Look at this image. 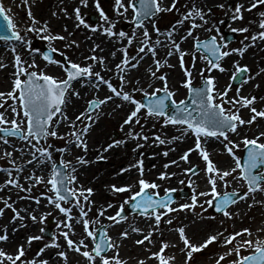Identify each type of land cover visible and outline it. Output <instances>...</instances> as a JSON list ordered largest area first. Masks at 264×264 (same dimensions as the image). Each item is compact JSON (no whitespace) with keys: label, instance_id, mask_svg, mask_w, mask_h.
<instances>
[{"label":"snow or ice","instance_id":"1","mask_svg":"<svg viewBox=\"0 0 264 264\" xmlns=\"http://www.w3.org/2000/svg\"><path fill=\"white\" fill-rule=\"evenodd\" d=\"M25 5H28V0H23ZM63 3V0H61ZM89 0H79V5L87 6ZM178 0H172L171 5H167L163 0H115V8L117 17L123 16L125 19H129L136 24L137 29H142L140 32V44L139 52L145 55L151 54L154 57V64L156 68H160L162 63L167 65V59L161 61L156 59L157 51L156 46L168 47L166 55L171 57L173 54L179 56L182 71L184 73V79L182 84L187 88L188 95L191 97L189 103L185 102V99L176 100L174 98L175 92L169 87L167 75L157 77L156 71L151 68L149 72L153 78H159L163 81L162 87H157L155 90L149 92L147 89H141L148 98L146 103H143L141 99H137L133 93L137 91L136 88H132L131 91L125 90L123 86L119 88L114 86L113 82L106 80L101 75L100 71H94V64L88 63L81 65L79 62L73 61L67 57L66 54L62 53L60 49H54L49 46L47 51L41 53V50L34 48L31 43V39L28 36L29 32L40 34L46 33L49 29V23L43 22V27H37L41 22L36 19L33 13L28 10V17L30 18L22 29L17 22H14L12 15H9L10 8L6 9L3 0H0V16L3 17V23H0V40L5 42L6 50H10L14 53V64L15 69L13 73V84L11 90L8 92L0 91V108H4L10 111L11 116L6 115L5 111H0V131L10 134L12 137H18L23 141H27L29 145L36 149L35 152L30 153L33 160L37 163L43 164L44 162L51 163V169L48 179L45 181V177L35 176V172L31 176L25 177V179L31 180L35 177L36 183H46L50 185V191L52 194L41 193L42 196H46L49 204L55 205L57 209L65 214V220L59 221L58 228L60 225H64V228L75 231L73 227V221L76 219L72 214V208L64 206L61 201H65L69 204H74L79 208L80 219L77 222L83 224L86 236L73 240L69 235V231L61 229V233L67 242L69 249L76 252H80L83 257L86 258V264H126L125 260H122L119 255V247L115 243L113 237L108 234V229L102 228L97 238V232L90 230L89 225L92 223H99L98 217L95 220L88 218V212L91 210L89 200L93 189L83 188L82 186L77 188L74 182L77 181L78 177L75 174L76 168L71 166V161L60 159V165L52 160L53 152L50 151L51 145L49 146H37L33 144V140L39 141L41 139H47L49 137H59L60 134L57 128L60 123L68 122L74 129L73 135H75L76 146L82 148L85 152L87 151V142L82 137L89 132L91 123L93 122V115L95 109L100 105L105 104L113 99V96L122 98V101L128 102L132 105L127 118L124 120V124L140 123V118L143 116L145 119L148 117L162 120L164 125H179L180 136L172 137L175 139H183L184 135L191 132L195 138L194 148H188L181 160L187 161L189 159V153L194 150H199L200 155L206 162V168L204 169L205 178L207 180V190L198 192L194 186L193 195L191 196V203H180L177 207H172L173 196L171 193L177 191L176 189H166L163 196L160 195L158 190L160 185L155 181H149L144 178V167L143 160L140 159L136 164L129 165V168L136 167L139 172V178L136 181L135 187H138V191H134V185L132 183H126L121 186L112 185V189L117 192H128L130 195L125 199L124 203L120 204L119 210L114 215L108 216V220L113 224H119L121 221H126L127 216L125 214V205L131 202V208L139 211L143 216L150 219H154L155 225L161 223V218L167 216L168 213H174L179 209L195 210L197 206L201 208V211L206 210V206H214L218 212H221L227 217L233 216V213L228 210L230 205L237 202V199H246L250 194H254L257 191L264 193V131L259 132L257 135L249 136L247 134L240 135L239 128L245 124L252 125L257 118H264V108L257 109L254 106V102L257 100L256 96H243L239 95L240 89H237V96H229V90L231 85L225 89H220L216 84V77L212 75L203 76L205 69L210 73L213 69L224 72L226 69L222 66V61L229 57L232 53H240L243 55L244 51L250 46L245 44L242 48H229L228 41L220 35V28L216 26L215 21H211L213 27H206L210 23V19L207 13L202 7H198L195 0H192V7L186 9L183 13L182 18L176 20L175 24L170 29L165 30L163 33L161 29L156 26L155 20L159 13L171 12L177 7ZM264 6V0H248L247 10L256 9L257 6ZM95 6L99 11V19L103 21V24H89L86 16L82 14L81 7L77 6L74 8L73 13L77 24L76 27L80 28L84 26L91 29L93 32L96 30H102L110 37H117L120 39L126 38L128 44L131 45L134 40L137 39L136 31H133L131 35L123 30L115 31L117 20L111 19L105 12L104 8L101 7L100 0H95ZM220 8H225V4H219ZM129 10L131 15L129 16ZM244 4H237L232 9L231 20H243L244 19ZM66 14L67 9H62ZM211 9H208L210 12ZM55 15V13H54ZM259 28L262 30L256 31L246 36L245 39L250 40L252 45H255L257 40L264 41V12L259 13ZM197 18L201 23H197ZM185 21L190 22V27L185 31L184 35L179 36V41L176 38V34L179 31L178 26H183ZM147 22V23H146ZM148 23L153 26V31L157 33L155 42H152V38L149 32ZM222 23V21H221ZM204 28L205 31L211 34L208 38L203 40L200 39L198 34L194 35L196 29ZM234 32L249 33V27L233 28ZM163 35L164 40H161ZM189 37L193 38L192 49H184L181 47L182 41L188 40ZM45 40H56L65 39V37L59 33L47 34L42 37ZM167 41V44H165ZM145 42L147 44L145 45ZM77 44L76 41H72L71 44H66L65 47H71ZM18 45H22L29 53L30 62L23 59L21 53L18 51ZM95 48H99V45H95ZM53 51L61 52V55L65 56L64 60H55L52 56ZM95 49H93V52ZM125 56L119 64L115 65L116 70L120 73L119 80L124 85L128 84L126 75L124 74L125 69L135 68L137 63H130V58L127 56V47L123 49ZM202 52L204 55L197 57V52ZM33 54H41L42 58L48 64H56L60 66L65 76L59 78L52 74L47 73L37 64L35 56ZM116 55L115 52L112 53ZM185 56H191L190 61L191 67L185 66ZM86 60L90 59L99 63H103L105 57H96L94 54L92 57H85ZM143 59V57H141ZM196 59H203L207 63L205 69H201L203 80L200 86L193 85L192 70L195 68ZM6 65L0 58V68ZM248 71L247 66H237L236 72L242 77ZM264 72V68L260 69ZM87 77L88 80H84ZM95 78V79H93ZM234 78V77H233ZM82 80L85 84L92 82L98 89L100 83L107 85L113 95L105 96L103 99H92L88 105L87 110L80 112L75 120L68 116L64 106L69 102L72 96L79 97L80 92L75 90L72 85L76 80ZM251 79V77H248ZM139 83V81H137ZM152 87L151 84L148 85ZM158 92H162V95H158ZM13 101V104H8V100ZM168 101H171L172 107L170 108ZM119 106V105H118ZM248 107L252 113L251 118L245 120L240 112L241 108ZM142 110H144L142 112ZM81 118L88 121L83 124L79 130L75 129L77 122H82ZM83 123V122H82ZM230 133L236 134L240 139L233 140L230 137ZM129 135L135 137H141L142 133L130 132ZM62 138V137H61ZM215 138L221 140L224 143L222 151H226L234 160V166L222 169L210 158L209 151L203 145ZM70 139V137H69ZM144 141H148V136H142ZM0 140L4 141L5 144L11 143L7 136H0ZM159 143L168 142L166 139H160L157 136ZM154 143L156 141H153ZM123 141H113L107 145V149H111L113 145H119ZM243 145V151L246 155L242 156L237 153L236 149H240ZM142 145L137 144V147ZM68 145L64 148L57 149L61 154L68 151ZM37 153L41 154V158L38 159ZM5 155L8 157L12 156V152L5 151ZM155 155V154H153ZM164 155L167 156L168 152L165 151ZM103 157H98L102 159ZM32 161H28L31 163ZM15 164V160L12 161ZM88 160L84 159L83 156L77 158V164H87ZM170 164H176L177 161L172 160ZM71 167V172L67 171ZM165 168L168 164L164 165ZM195 167V166H193ZM193 167L184 169L185 172H192ZM128 169H121L122 172ZM175 173L161 172L159 174L161 179H167L170 176H174ZM233 182L246 184L247 191L239 197L236 193L240 191L238 188H234L229 191V186ZM7 184L16 185L22 188L23 185L19 184L18 179H9L6 181ZM184 183V181H181ZM189 183H194L189 181ZM31 191V188L26 189ZM199 197H209L208 199L201 201ZM74 198V199H73ZM37 204L40 203V196L33 197ZM0 200H4L0 197ZM88 202L82 204L81 201ZM256 201L253 198V204ZM264 203V201H261ZM251 206V205H250ZM13 205L7 201L4 202V207H0V216L4 214L5 208H11ZM107 208H111L112 205H106ZM166 210V211H162ZM100 215L105 214V207H101L99 210ZM31 219L36 221L38 219L35 213H31ZM47 215L43 214L39 217L40 220L47 218ZM23 219L20 211H15L12 216V220ZM214 218V217H213ZM67 221V222H65ZM168 224H172V219L167 220ZM16 229L13 228V231ZM158 229L153 227L141 240L136 241L137 244H143L145 241L152 242V235L154 231ZM181 241L184 244V248L180 249L181 252H186V261H189L193 253L204 249L212 242H216L223 237L221 244L227 250L219 255V258L215 260V264H221L222 261L228 257H234L228 261V264H264V238L258 236L256 239H252V230L249 228H242L239 231H234L227 236L223 232H217L216 234L210 235L201 244H194L191 242L189 237L185 233V227L180 226L177 229ZM43 231V229H41ZM132 231L142 232L143 230L138 227H133ZM258 232L264 233V229H257ZM122 237H128V231H122L120 233ZM247 239H244V236ZM41 236H29L27 242L30 245L34 240H40ZM91 238L92 245L86 243V239ZM237 238H240L237 241ZM9 234L7 226L5 225L0 230V241H8ZM51 245L59 247L56 240L51 241ZM50 245L45 244L44 247L40 248L30 261L22 259L25 257V246L23 244L18 245L15 253H9L5 249L0 248V264H49L48 260L37 259ZM176 245H170L168 242H162V247L158 252H153L152 256L156 257L159 264H170V260L175 257H166L164 255L165 249L169 247H175ZM108 250H112L115 254L109 256ZM247 250V252H245ZM58 256L63 257L67 261L68 256L65 251L57 253ZM139 264H144V261H139Z\"/></svg>","mask_w":264,"mask_h":264},{"label":"bare ground","instance_id":"2","mask_svg":"<svg viewBox=\"0 0 264 264\" xmlns=\"http://www.w3.org/2000/svg\"><path fill=\"white\" fill-rule=\"evenodd\" d=\"M227 1H231L232 3L238 2V4H244L245 8L248 7V0ZM3 2L6 9H11L9 15H12L14 22H17L21 27V34H23L24 25L30 20L27 15L29 6L33 15L38 21L41 22L37 25L38 28L43 27L44 21H47L49 23V29L46 33H28V36L31 39V43L35 42L38 44L41 43L49 46L51 45V47H58L59 44H62V41H64L65 39H56L49 41L42 39V37L47 34L57 33L63 35L65 38H74L75 36H79V38H82V40L80 41V47L84 50V52L82 57L78 58V61H73L79 62L80 58L85 59V57H92L93 54L96 57H105V60L102 64L91 60L92 62L90 63L94 64L93 70L100 71L101 75L104 76L106 80H110L113 83L115 82V85L119 82L121 86H123L127 91H131V85H133V88L147 89V91L149 92L155 90L157 87H162L163 81L159 78H153L149 72V69L151 68L153 71H156V73H159V68L157 69L156 66L153 65L154 57L150 53L145 55L144 53L139 52V44L141 40L140 32L142 31V29L135 30L137 33V39L134 40L131 45H129L126 38L120 39L117 37H110L99 29L93 32L91 29L90 31H88V28L86 27H76L77 21L74 15L69 14L73 13L74 8L79 6L81 7L82 14L85 15L88 10L91 9L90 2L87 6L79 5V0H63V3H61V0H28V5H25L23 3V0H3ZM171 2L172 0H164V3L167 5H171ZM211 3L215 2L210 0H205V2L202 1L201 7L206 8ZM65 8L67 9L68 14L62 11V9ZM229 18V21L231 23V17ZM196 22L201 23L198 18ZM147 26L149 28L152 42H155L157 35L151 33L152 24L148 23ZM201 30L202 28L196 29L194 34L196 32H201ZM185 31L186 30L183 27L179 28V31L176 34V38L178 41L179 36L184 35ZM162 36L163 35H161V37ZM163 40L164 39H162V41ZM180 43L182 48L192 49L193 38L189 37L188 40L182 41ZM146 44L147 42H145V45ZM165 44H167V41H165ZM95 45H99V48H95ZM248 45L250 46L244 51L243 55H241L240 53H232L229 57L225 58L222 61V66L226 69L224 72H220L219 70L213 69V71L208 73V75L216 77L217 81H223L226 80L231 74L236 71L238 65L241 67L248 60H250V62H252L253 60H257L259 61V63L256 70V76L253 77L251 81L249 80V82L244 84L242 87L245 90L247 87L249 88L251 84H253L260 75H264V72L260 71V69L264 68V41H260L258 39L255 45H252L250 43ZM125 47H127V56L130 58V63H137V61H139L135 68L125 69L124 74L126 75L127 80L129 81V83L126 85H124L123 82L119 80L120 73L115 68V65L119 64L125 56V53L123 51ZM93 49H95L94 52ZM18 51L21 53L24 60L30 62L31 58L29 56V53L22 45H18ZM156 51V59H160L161 61L167 59V65H164L162 63L161 66L163 67L167 66L175 69L176 65L180 62L179 56L177 54H173L171 57H168L166 55L168 47H161L160 45H157ZM113 52L116 53L115 56L112 55ZM33 55L35 56L37 64L40 66L41 69H43L49 74L62 78L64 73L62 70L60 71L58 68L51 67L48 65L45 66L41 63L40 56H38L37 54ZM141 57H143V59H141ZM0 58H2V62L6 65L5 67L0 68V91L8 92L11 90L13 84V73L15 71L13 67L14 53H12L10 50H6L5 42L2 40H0ZM60 58L64 60L65 56L61 55ZM191 58V56H185V59ZM88 61L90 60L85 59L86 64H88ZM201 69H203L201 59H196L195 68L192 70V76L195 75L196 72L201 71ZM162 75H164V73L160 72L157 77H160ZM183 79L184 74L182 75V80ZM84 80H88V78L85 77ZM137 81H139V83H137ZM97 83H100V87L98 89L92 82H88L85 84L82 80H78L73 83L72 87L80 92V96H72L69 102L64 106L68 116H70L73 120H75L76 116L80 112H84L85 103L90 99V97L95 99H103L105 96L112 95L110 88L107 85L99 81H97ZM149 84L152 85L151 88L148 87ZM7 103L13 104L14 102L9 99ZM254 106L257 109L264 108V98H262L261 100H256L254 102ZM131 109V104L122 101V98L113 96V99L111 101H108L105 104L101 105L92 114L93 122L91 123V128L89 132L82 137V139H85L87 142V155L85 156H83L85 151L82 148L76 146L75 135H73L74 129L72 128V126L66 121L59 124L57 131L59 132L60 136L52 138L67 139L68 143H65L64 147L65 145H68V151L61 154L59 151H56L57 149H55L54 147V150L50 148V151L53 152V157H59V159H61L62 156L64 160L71 161V166L76 168L75 174L77 175L78 179L74 182V185L71 186H75L77 188L82 186L85 189H96L98 185L104 183L100 181L103 177L102 175L104 172L102 173L99 171V169H97L96 165L94 164V160L97 157H103L101 160H106L111 153H116L120 149L125 148L127 149V151H133L132 156L130 157L129 161L118 163L116 168L111 170L112 173L109 174V178L107 179L109 182L116 183L118 187L126 183H136L139 178V172L136 167L129 168V165H134L138 160L142 159L144 167L143 175L145 179H148L149 181H155L157 184L167 183L172 189H175L176 186L181 185V181L188 180V183L189 181L194 182L189 183V187L191 188L192 192L194 186L196 188V191L198 192L206 191L208 184L205 178L204 169L199 175L191 178H189L188 172L184 171V169L189 168L192 165H199L202 161H204L199 153V150H194L193 152L189 153V159L187 161L180 159V157L183 156L184 152L188 148H194V135L189 132L184 135L183 139L173 140L172 137L180 136V131L176 130L173 133H170L167 129H162L160 130V134L161 136H163V139H166L168 141L166 143H154V140L151 136H148V141H144L142 137H135L129 135L130 132H134V123L124 124V120L127 118ZM0 111H5L6 115L11 116L10 111L4 108H0ZM122 112L124 113L121 128L123 131L124 138L119 139V141H123V143L119 145L114 144L111 149H107L105 151L107 145L111 142H101V140L99 139L100 136H103V124L104 122H106V120H111L113 118L116 119L118 123ZM240 114L245 120L250 119L252 115L248 107L241 108ZM81 121L83 122H81L82 124L86 122L84 118H81ZM147 125L148 124H146L145 126ZM145 126H143L140 131L142 135L144 131L145 134H147L148 132L150 133V131L145 130ZM75 129L79 130L78 125L75 126ZM261 131H264V122L261 121L259 117L252 125L245 124L239 128L241 136L247 134L251 137L257 135ZM104 134L107 135V133ZM7 137L11 141V143L9 144H5L4 141L0 140V197L4 198V200H0V207H4L5 201L13 205V207L5 208L4 214L0 216V230H2L6 225L9 234L8 241H0V248L5 249V251L9 253H15L18 245L23 244L25 246L28 243L27 238L29 236H40L39 230L42 220H40L39 217L41 215H56V237L53 240H56L59 247L51 245V241H48L43 237L40 240L32 241L31 243H40L39 249L44 247L45 244L50 245L37 259L48 260L49 264H86V258L83 257L80 252H76L68 248L67 242L60 231L61 229H63L64 231H69V235L73 240H78L86 236V231L83 224L77 222L80 219L79 208L74 204H68L67 202L61 201L64 206L72 208V214L76 218L73 221V227L75 231L72 232L71 230L64 228V225H60L58 228L59 221L65 220V214L61 213L59 209L55 207V205L49 204L46 196H42L41 194L34 195L32 194V191H30L29 193L32 195L30 197H26L23 192V187L33 188L38 184H43L44 187L49 190L50 185H47L46 183H36L35 177H33L31 180L25 179V177L31 176L32 173L35 172V176L43 175L46 181L49 177L51 163H37L36 160H33L32 155L30 154L32 152H35L36 149L31 148L28 145L27 141L14 138L12 136ZM230 137L231 139L237 141L240 139L239 136L232 133H230ZM90 141H93L95 145H90ZM137 144H140L142 146L137 147ZM223 145L224 143H222L221 140L212 138L207 142L206 145L203 146L206 147V149L209 151L210 158L214 161V163H216L220 168L225 169L234 166V162H232L233 159L230 156H226V158L216 161V158H218L219 153L221 152V146ZM78 149L81 150V153L75 154V150ZM6 150L12 152L11 157L5 155ZM165 151L168 152L167 156L164 155ZM81 156H83L84 159L88 160L89 163L83 165L77 164V158ZM37 157L38 159L41 158V154L37 153ZM13 160H15V164L12 163ZM172 160L177 161V163L170 164L169 162ZM28 161L32 162L28 163ZM165 164H168L167 168L164 167ZM121 169L128 170L122 172ZM6 170L7 172H5ZM67 171L71 172V167ZM13 172L18 173V176L13 179H18L19 184L23 185L22 188L17 187L16 185L6 183L7 180L12 179L11 174H13ZM161 172L175 173V175L170 176L167 179H161L159 176ZM8 174L10 175L8 176ZM234 187L241 188L242 184L234 182ZM261 195H264V193L257 191L254 194H250L246 199H244L242 203L235 204V207L229 208V211L233 213V216L231 217H236L239 213H250L253 210H256L257 212H259V210H262L264 214V203H261V201H264V198L261 199ZM36 196H40L41 198L39 204H37L36 201L33 199V197ZM253 198L256 201L255 204H253ZM199 199L201 201H204L208 199V197H199ZM89 200L92 203L90 204L91 210L88 212V216L89 214L94 213V217L95 219L98 217L99 223L107 225L109 235L113 237L115 243L119 247L120 258L122 260H125L126 264H139V261L141 260L144 261V264H159L158 259L152 256V253L158 252L160 250V248L162 247V242H168L170 245H176L175 247H169L165 249L164 252L166 257H175V259L170 260V264H185L186 252L180 251V249L184 248V244L180 239L178 231L175 230L180 226L185 227L186 235L189 237L192 243L197 245L203 243L208 236L216 234L217 232H223L224 235L226 233V231L222 230L221 227L217 224L210 226H204L205 224H199L198 226L195 225L197 221L194 222L193 219L189 217V212L191 210L179 209L174 213H169L172 215V217L169 218L172 219V224L167 223L166 227L164 228H161L160 225L159 228H157L158 230L153 232L152 242L145 241L143 244H137L136 241L141 240L144 235H146L149 231L152 230L153 227L156 228L155 223H152V220L146 221L142 217L135 216L130 218L127 222L113 224L111 221L108 220V216L114 215V204H112L111 208H107L106 205L97 207L95 201L92 200L91 197H89ZM87 203L88 202L83 201L82 204ZM183 203H191V200L189 202ZM178 204V202H175L172 207H177ZM101 207H105L104 215L99 214L98 210ZM17 210L21 212V216L23 217V219L21 220L18 218L17 220L13 221L11 218ZM31 213H35L37 215L38 219L36 221H33L31 219ZM176 219L178 220L177 225L174 224ZM223 219H227V216H224ZM90 220H92V218ZM239 221L242 220L239 219ZM133 227H138L143 231L134 232L132 231ZM13 228H15L16 230L13 231ZM242 228L243 227L240 226L239 229H235L234 231H239ZM172 229H174L175 231ZM257 229L253 231V233H260L257 231ZM125 230L129 232L128 237H122L120 235V233ZM243 238L247 239L248 237L245 235ZM255 238L256 236L252 234V239ZM239 239L240 238H237L238 241ZM86 243H88L90 246H93L92 241H88L86 239ZM39 249L30 250L28 254L25 250V257H23L22 259H24L25 261H30L33 257L36 256V253L39 251ZM60 251H65L67 253V261H65L63 257L57 255V253ZM194 253L192 258L187 261V264H191V261L196 260V258L194 257ZM114 254L115 253L112 250H109V256ZM17 264H19V261L17 262ZM202 264L213 263L202 262Z\"/></svg>","mask_w":264,"mask_h":264},{"label":"rangeland","instance_id":"3","mask_svg":"<svg viewBox=\"0 0 264 264\" xmlns=\"http://www.w3.org/2000/svg\"><path fill=\"white\" fill-rule=\"evenodd\" d=\"M113 1H115V0H100L101 7L104 8L105 12L109 15V17L111 19L118 21L116 23V26H115V29H116L115 31L118 32L120 30H123L125 32H128L131 35V33L133 31L138 30L136 27V24L129 19H125L123 16L117 17L115 2H113ZM202 1L205 2V0H195V3L197 4L198 7H199V5L201 7ZM210 1H213L215 3H211L206 8H203L204 11L207 13V16L210 19V23L206 27H213L211 21H215L216 26H218L220 28V35H222L223 37H225V35L228 32H231L233 28H239V27H244V26L249 27V33L236 32L235 40L228 44L229 48H242L245 44H249V43L251 44V41L245 39V37L250 35L251 33H255L256 31L262 30L259 28L258 21L260 19L259 13L264 12V6L258 5L256 9H252L250 11L247 10V7H246L244 10V19L232 21L230 23L229 17H231V15H232V9L238 4V2L232 3L231 1L229 2L227 0H210ZM89 2L91 3V9H89L88 12L85 14L88 23L89 24H97V23L103 24V21H101L99 19V11L97 10V8L95 6V0H89ZM163 2H164V0H163ZM221 3L225 4V8L222 9L219 7V4H221ZM191 7H192V0H178L176 9H174L171 12H162V13H159L157 15L156 20H155L156 26H158L161 29V32L163 33L165 30L170 29L171 26L175 24L176 20L181 19L182 15L186 11V9L191 8ZM209 8L211 9L210 12H208ZM128 15L129 16L131 15V10H129ZM91 16H94L95 21H93L91 19ZM221 21H222V23H221ZM82 27H84V26H82ZM178 27L179 28L183 27L186 30L188 27H190V22L185 21L183 26H178ZM88 31H90L89 28H88ZM151 31H152L151 33H154L155 35H157V33L155 31H153V26H152ZM195 34H198L199 37L201 36L200 39H204V38H208L211 34H214V32L208 33L207 31H205L204 28H202L201 32H196ZM162 39H164L163 36L161 37V40ZM81 40H82V38L81 37L79 38V36H75L74 38L67 37V38H65L64 41H62V44L61 43L59 44L58 47L52 46V48L60 49L61 52L66 54L67 57L71 58L72 60L78 61V58L82 57L83 52H84V50L80 47V45H81L80 41ZM72 41H76L77 44L72 45L71 47H65L66 44H71ZM32 46L34 48L40 49L41 53L44 52V49L46 47L49 48V45L41 44V43L38 44L35 42H32ZM61 52L53 51L55 60H63L60 58ZM37 55L41 57V63L44 64L45 66L48 65L51 67L58 68L60 71L61 70L63 71V69L60 66H57L54 63L48 64L42 58L41 54H37ZM196 55H197V57H200L204 54L202 52L198 51L196 53ZM191 59H185V66L190 67ZM90 62H92V61L91 60L88 61V63H90ZM79 63H81L82 66L85 65L86 64L85 59L80 58ZM206 63L207 62L205 60L201 59V64L203 66V69H205ZM258 63H259V61H257V60H253L252 62H250V60H248L243 65V66H247L248 71H247V75L244 78V80L242 82H240L239 84L233 83V77L237 74V72L235 71L226 80H223V81H217L216 80L217 87H219L220 89H223V88H227L229 85H231V88L229 90V95L237 96V89H240L239 95L248 96V97L256 96L257 100H259V99L261 100L262 98H264V75H260L258 77V79L253 84H251V86L249 88L248 87L246 88V90L242 88L244 84L249 82V80L251 81L253 79V77L256 76V70L258 67ZM153 65H155V64H153ZM243 66H241V67H243ZM158 72L159 73H157V75H159L160 72L164 73V75L165 74L167 75V79H169L168 80L169 87L175 92L174 98L177 101L187 98L188 90L182 84V75L184 73L182 71V67H181L180 62L176 65L175 69L167 67V66H164V67L161 66L159 68ZM208 73L209 72L205 69L203 76L208 75ZM64 76H65V73H63L62 78ZM203 76L201 74V71L196 72V74L193 75V84L194 85H200L202 82L201 79ZM248 77H251V79H248ZM113 84H114V86L118 85L117 86L118 88L121 86V84L119 82L116 85H115V82ZM132 88H133V85L130 86V90ZM136 89H137V91L135 93H133V95L137 99L142 100V97H143V95H145V93L143 91H141V89H138V88H136ZM242 90H244V91H242ZM110 91H111V89H110ZM158 93H160V92H158ZM92 99H95V98L90 97V99L88 101H86L84 111L87 110V105ZM98 108H96L95 111ZM143 111L144 110H142V112ZM123 113L124 112H122V115H120V118L118 121L119 124L117 123V120L114 118L111 120H106V122H104L103 132H102L104 137L100 136V138H99L101 140V142L113 143V141H117L121 138H124L123 137V131L121 128L122 127V121H123ZM91 114H93V113H91ZM260 120L264 122V118H260ZM86 123H88V121H86L84 124H86ZM146 124H148V125L145 126ZM76 125H78V129H81L83 126V124L81 122L76 123ZM143 126H145V130L150 131V133L148 132L147 134H145L144 133L145 131H144L142 136H145V135L151 136L153 138V140L156 141V143H159L157 141V136L160 139H163V136H161V134H160L161 133L160 130L167 129L168 132L173 133L174 131L180 129L179 125H175V126L171 125V124L164 125L162 123V120H160V119H156V118H152V117H148L147 119H145L143 116H141L140 123L139 124H136V123L133 124L134 132L140 133ZM104 133H107V135H105ZM14 138L20 139L18 137H14ZM32 143L37 145V146H49V145H51L52 150H54V148L55 149L63 148L64 144L68 143V141H67V139H58V138L49 137V138L44 139L42 141L33 140ZM89 144L92 146L95 145V143L93 141H90ZM29 146L31 148H33L31 145H29ZM223 148H224V145L221 146V152L219 153L218 158H216V161L217 160L219 161L220 159H224V158H226V156L227 157L230 156L226 151H222ZM236 151L238 154L243 156V152H244L243 151V145L241 146L240 149H236ZM80 153H81V150H79V149L75 150V154H80ZM132 154H133L132 150L127 151V149L122 148L119 151H117L116 153H111L110 156L106 160L98 159V157L94 160V164L96 165L97 169H99V171L102 173L104 172L102 175L103 177L100 180L101 182H104V183H102L101 185H98V187L96 189H93V192L90 196L91 199L95 201L97 207L102 206V205L105 206L108 204H111V205L114 204V208H115L114 211L116 212L119 210L120 204L124 203L125 199L130 195V193H128V192H117V191L113 190L111 186L116 185V183L109 182L107 179L109 178V174L112 173L111 170L116 168L118 163L129 161ZM85 155H87L86 152L84 153L83 156H85ZM52 159H54V161L57 164H60L59 157H53L52 156ZM232 162H234V160H232ZM193 166L198 167V172L197 173L188 172L189 178L199 175L202 172V170L206 168V162L202 161L199 165H192L191 167H193ZM195 167H193V168H195ZM5 172H7V170ZM9 175L10 174H8V176ZM11 175H12V179H13V178H16L18 176V173L13 172V174H11ZM135 184L136 183L133 184L134 185L133 190L138 191L139 189H138V187H135ZM240 184H242V187L238 188V189H240L239 192L243 193L244 191H247L246 184H244V183H240ZM159 185H160V188L158 190H150V191H159L160 195H164L165 190L170 188L167 183L166 184L165 183L164 184L159 183ZM189 186L190 185L188 183V180H185L184 183H181V185L176 186L175 189L177 190L176 192L178 194V198H177L176 202H178L180 204L183 202H189L191 200V196H192L193 192ZM234 188L235 187H234V182H233V184H231L229 186L228 190L231 191ZM26 189H28V188L23 187V192L26 195V197H30L32 194H34V195L41 194L43 192L48 193V194H52L50 191V186H49V190H47L43 184H38L35 187L31 188L32 194H30L29 193L30 191H27ZM181 190H185L187 192L186 197H180L179 196V192H181ZM260 198L263 199L264 195H261ZM243 201H244V199L240 200L239 202H237L235 204L242 203ZM62 202H65V201H62ZM81 203H83V200L81 201ZM128 204L125 205V214L127 216V220L121 221V222H127L130 218L135 217V216H137V217L139 216V217H142L146 221L152 220L153 221L152 223H155L154 219H150V218L145 217L139 213H132L130 210L127 209ZM235 204H233L229 208L235 207ZM229 208H228V210H229ZM162 211H166V210L162 209ZM115 212H114V214H115ZM189 213H190L189 217H191V219H193L194 222L197 221V223L195 225L198 226L199 224H205L204 226H210V225H216L217 224L221 227L222 230L226 231L225 236L232 233L235 229H239L241 226L243 228L251 229L252 234L255 235L256 238L258 236H260L261 238H264L263 233H253V231H255L257 228H263L264 229V222H263L264 221V214H263L262 210L261 211L259 210V212H257L256 210H253L250 213H239L236 217H227V219H225V220L223 219L225 215H223L222 213H220V214L215 213L212 209V206H206V210L203 212L201 211V208L199 206H197L194 211L191 210ZM171 217H172V215L168 213L167 216H164L163 218H161L162 223L159 225H155L156 228H159L160 225H161V228L166 227L167 220ZM88 218L89 219L92 218V220H95L94 213L89 214ZM239 219H241L242 221H239ZM55 223H56V215L47 216L46 219L42 220V222L40 224V230H39L40 236L45 238L48 241H52L56 237ZM177 223H178V220L176 219L174 224L177 225ZM100 227H103V228L106 227L107 228V225L103 224V223H92L89 226L90 230H93L95 232H97ZM47 228H50V236H47L45 234ZM41 229H43V231H41ZM172 230H174V229H172ZM222 239L223 238H221L220 240H218L216 242L210 243L204 249L196 251L194 253V257L196 258V260L191 261V264H202V262H205V263L211 262V263L215 264V260L218 258L219 254H221L227 250L221 244ZM87 240L91 241V238H88ZM39 247H40V243H31L30 245L27 243L25 245V250L28 254V252L30 250H37V249H39ZM245 252H247V250H245ZM233 258L234 257H228V258H226V260L222 261L221 264H228V261L233 259Z\"/></svg>","mask_w":264,"mask_h":264},{"label":"water","instance_id":"4","mask_svg":"<svg viewBox=\"0 0 264 264\" xmlns=\"http://www.w3.org/2000/svg\"><path fill=\"white\" fill-rule=\"evenodd\" d=\"M1 21V20H0ZM226 40L228 41V42H230L231 40H233V34H231V35H228L227 36V38H226ZM47 51V50H46ZM247 73V72H246ZM246 73H245V75H246ZM245 75L242 77L239 73L237 74V76L235 77V79H234V83H239V82H241L243 79H244V77H245ZM77 81V80H76ZM75 82V81H74ZM163 93H161V94H159V95H162ZM147 97L146 96H144V98H143V100H144V103H146L147 102ZM190 100H191V97H188V99L185 101L186 103H189L190 102ZM169 106L170 107H172V105H171V101H170V104H169ZM1 133L5 136V135H8L7 133H4L3 131H1ZM42 140V139H41ZM244 155H246V154H244ZM62 168V167H61ZM171 195L173 196V202L175 201V199H176V196H175V192H173V193H171ZM242 194H240V193H236V196L237 197H239V196H241ZM238 200H240V199H237V201ZM129 208L130 209H132L131 208V204L129 205ZM214 210L216 211V212H218L217 210H216V208L214 207ZM132 211L133 212H139V211H137V210H134V209H132ZM219 213V212H218ZM101 230V229H100Z\"/></svg>","mask_w":264,"mask_h":264}]
</instances>
